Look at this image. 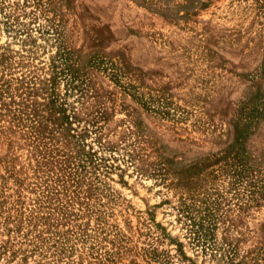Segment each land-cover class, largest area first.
<instances>
[{
  "label": "rangeland",
  "instance_id": "1",
  "mask_svg": "<svg viewBox=\"0 0 264 264\" xmlns=\"http://www.w3.org/2000/svg\"><path fill=\"white\" fill-rule=\"evenodd\" d=\"M0 264H264V0H0Z\"/></svg>",
  "mask_w": 264,
  "mask_h": 264
}]
</instances>
